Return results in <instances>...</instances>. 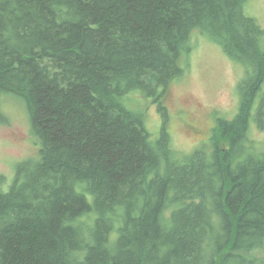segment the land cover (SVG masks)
Segmentation results:
<instances>
[{"label": "trees", "instance_id": "16d2710c", "mask_svg": "<svg viewBox=\"0 0 264 264\" xmlns=\"http://www.w3.org/2000/svg\"><path fill=\"white\" fill-rule=\"evenodd\" d=\"M249 1L0 0V97L25 102L40 145L10 184L0 175V264H264L251 137L264 29ZM197 34L244 75L237 115L185 154L165 128L153 136L134 93L166 115Z\"/></svg>", "mask_w": 264, "mask_h": 264}, {"label": "rangeland", "instance_id": "374dc122", "mask_svg": "<svg viewBox=\"0 0 264 264\" xmlns=\"http://www.w3.org/2000/svg\"><path fill=\"white\" fill-rule=\"evenodd\" d=\"M247 10L264 29V0H250ZM262 43L264 49V39ZM193 44L192 53L182 61L183 74L170 83L163 98L166 115L154 97L134 93L136 106L146 112V126L153 136H160L165 128L176 148L185 154L209 148L218 121L237 115L238 84L244 75V67L217 43L197 34ZM0 100L1 113L8 119L2 121L0 114V175L8 185L21 162L40 158V145L32 136L25 102L12 94H3ZM255 124H251V137L264 149V130Z\"/></svg>", "mask_w": 264, "mask_h": 264}]
</instances>
